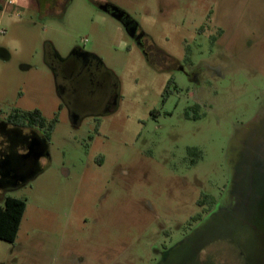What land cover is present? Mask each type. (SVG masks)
I'll return each mask as SVG.
<instances>
[{
    "label": "rangeland",
    "instance_id": "rangeland-1",
    "mask_svg": "<svg viewBox=\"0 0 264 264\" xmlns=\"http://www.w3.org/2000/svg\"><path fill=\"white\" fill-rule=\"evenodd\" d=\"M62 1L0 0V119L57 118L41 172L0 193L26 204L0 264H264V0ZM91 2L136 23L148 55ZM45 44L95 56L115 104L75 123Z\"/></svg>",
    "mask_w": 264,
    "mask_h": 264
},
{
    "label": "flooded vegetation",
    "instance_id": "flooded-vegetation-1",
    "mask_svg": "<svg viewBox=\"0 0 264 264\" xmlns=\"http://www.w3.org/2000/svg\"><path fill=\"white\" fill-rule=\"evenodd\" d=\"M69 1H62L60 4L62 11H64ZM92 5L99 10V6H109L110 4L102 2ZM55 6L57 7L58 5L55 4ZM102 13L110 16L107 13ZM131 22L133 21L130 18L122 21V24H130L128 26L129 33H126L122 24L119 23L127 37L147 56V39L136 23ZM45 56L46 64L54 76L58 96L70 110L72 117L75 119L74 122L81 119L82 115L75 112L79 108L87 109L91 107L92 110V106L95 105L97 106L96 109L100 111L98 108L100 102H103V107L113 105L114 97L117 93V82L112 74L105 70L99 60H94L90 54L77 47L65 59L60 58L53 49L46 50ZM71 68L77 69L76 74L72 73ZM172 68L176 71H183V67L177 62L172 65ZM196 76L197 73L194 70L190 77L193 79ZM100 94L101 96L103 95L104 100L95 101L96 99L94 98ZM78 97H88L86 98L87 104L81 102L79 105L76 100ZM110 99L111 101H109ZM37 138L43 140L40 130L35 127L18 128L5 122H0V193L25 185L30 180L29 178H33L31 176L34 173L38 172L37 174H39L41 172V159L37 165L32 160L20 161V156L27 152L32 141ZM210 214L212 212H209L207 216ZM204 218L202 217L198 222H201Z\"/></svg>",
    "mask_w": 264,
    "mask_h": 264
},
{
    "label": "trees",
    "instance_id": "trees-1",
    "mask_svg": "<svg viewBox=\"0 0 264 264\" xmlns=\"http://www.w3.org/2000/svg\"><path fill=\"white\" fill-rule=\"evenodd\" d=\"M49 49L51 48L50 44ZM46 49V48H45ZM54 50V49H53ZM46 51V50H45ZM55 51V50H54ZM91 57L98 59L90 55ZM46 62V56H45ZM167 87L165 88V93H167ZM117 94V93H116ZM197 108V106H195ZM7 122L13 126L18 128H27V127H35L42 132V138L46 142L49 140L52 130L56 124V116L53 117L51 120L45 119L41 112L38 109H34L32 111H21V110H12L6 117ZM195 151V149H189V152ZM199 155V153H198ZM200 156V155H199ZM207 201V197H203L200 200L199 205L200 207L205 204ZM213 203H209L208 209H203L200 214H198L194 219L193 222H198L203 214L211 210ZM26 209V204L24 200L12 198V197H5L3 199V206H0V240L5 241L8 243H13L16 240L17 233L20 227V223L22 220V216Z\"/></svg>",
    "mask_w": 264,
    "mask_h": 264
},
{
    "label": "water",
    "instance_id": "water-1",
    "mask_svg": "<svg viewBox=\"0 0 264 264\" xmlns=\"http://www.w3.org/2000/svg\"><path fill=\"white\" fill-rule=\"evenodd\" d=\"M98 9L104 13L109 14L113 19L120 22L121 24H122L123 19L129 18L124 12L120 11L119 9H117L116 7H114L112 5H109V6L102 5V6H99ZM131 23H134V22H131ZM129 25L130 24H122L126 33H129V29H128ZM115 101H116V95L114 97L113 105L115 104ZM103 108H105V107L101 106V108H99V109L101 110ZM98 111L99 110L96 111V114ZM99 112H101V111H99ZM47 155L48 154H47V147H46L45 140L37 138V139L32 141L27 152L20 156V161L32 160L34 162V164L37 165L38 161L44 157H47ZM37 173L38 172L34 173L31 177H35L37 175ZM29 179H31V178H29Z\"/></svg>",
    "mask_w": 264,
    "mask_h": 264
},
{
    "label": "crops",
    "instance_id": "crops-1",
    "mask_svg": "<svg viewBox=\"0 0 264 264\" xmlns=\"http://www.w3.org/2000/svg\"><path fill=\"white\" fill-rule=\"evenodd\" d=\"M29 0H6V4L8 5V6H12V7H19V6H27V2H28ZM0 9H2V7H0ZM16 110H20V109H16ZM21 111H23V110H21ZM40 111V110H39ZM41 112V111H40ZM9 114V113H8ZM8 114H6L5 115V118L7 117V115ZM41 114H42V112H41ZM43 115V114H42ZM0 122H5V123H7L8 125H10L8 122H7V120L5 121V120H1L0 119Z\"/></svg>",
    "mask_w": 264,
    "mask_h": 264
}]
</instances>
